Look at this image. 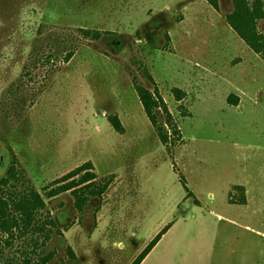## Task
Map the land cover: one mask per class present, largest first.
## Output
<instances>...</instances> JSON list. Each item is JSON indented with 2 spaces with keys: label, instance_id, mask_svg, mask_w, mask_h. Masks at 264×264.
I'll list each match as a JSON object with an SVG mask.
<instances>
[{
  "label": "rangeland",
  "instance_id": "1",
  "mask_svg": "<svg viewBox=\"0 0 264 264\" xmlns=\"http://www.w3.org/2000/svg\"><path fill=\"white\" fill-rule=\"evenodd\" d=\"M232 10L0 0V196L36 191L46 203L37 231L0 232V264H133L169 225L143 264H264V65L247 71L248 87L232 77L238 58L256 57L230 31ZM138 85L159 89L180 143L161 142ZM15 157L19 181L4 186ZM87 173L101 197L50 198Z\"/></svg>",
  "mask_w": 264,
  "mask_h": 264
},
{
  "label": "trees",
  "instance_id": "2",
  "mask_svg": "<svg viewBox=\"0 0 264 264\" xmlns=\"http://www.w3.org/2000/svg\"><path fill=\"white\" fill-rule=\"evenodd\" d=\"M205 1L215 10H219V0ZM232 3L233 11L227 16L228 25L249 49L264 58V33H262L259 28L260 22L264 21V0H232ZM89 34V32H86L85 36H89ZM93 37L97 39V33L93 35ZM68 58H71V55ZM147 77L152 83L154 82V79L150 74H147ZM136 89L144 112L153 127L157 130L161 142L165 145L171 142H175V144L180 143L182 141L180 129L178 128L159 89L155 87V90L152 92L139 85L136 86ZM174 94L178 101L183 100L182 91L177 89L174 91ZM231 99L232 96L228 98V103L230 105H232L230 102ZM162 114L164 115L165 120L164 125H161L160 123L159 116ZM111 123L116 132H124L121 122L117 117L112 118ZM168 129H171L172 132L169 133ZM173 139L175 141H173ZM17 164L18 160L15 157L7 172L6 178L1 181L2 185L9 186L11 183L19 181ZM87 167H92V165L88 164L75 171L72 175L75 176L80 174V172ZM96 179L95 174L87 173L80 177L78 182L73 181L69 185H63L53 191L50 198L72 191L77 198V205H82L86 202L87 198L101 197L104 194V187L94 189ZM184 188L189 193L187 184H184ZM240 190L243 191V188ZM245 203L246 200H243V204ZM45 207L46 203L44 199L36 191H31L16 197L6 198L0 196V232L14 236L15 231H19L22 235L37 231V217ZM169 228L170 225L165 227V229L148 245L133 264H143ZM50 260V258H47L38 263L29 262L27 264H47Z\"/></svg>",
  "mask_w": 264,
  "mask_h": 264
},
{
  "label": "crops",
  "instance_id": "3",
  "mask_svg": "<svg viewBox=\"0 0 264 264\" xmlns=\"http://www.w3.org/2000/svg\"><path fill=\"white\" fill-rule=\"evenodd\" d=\"M205 1V0H204ZM206 2V1H205ZM231 2H232V0H231ZM207 3V2H206ZM208 4V3H207ZM233 4V3H232ZM209 5V4H208ZM210 6V5H209ZM211 7V6H210ZM219 10H215L213 7V9L217 12V14H216V16H218L219 15V13H218V11H220V9H222V7H223V0H219ZM233 11V10H232ZM230 14V13H229ZM228 14V15H229ZM214 15V14H213ZM226 23H227V16H226ZM227 25H228V23H227ZM228 27L230 28V26L228 25ZM230 31H232V32H234L231 28H230ZM234 34H235V32H234ZM239 38V37H238ZM240 39V38H239ZM241 40V39H240ZM242 41V40H241ZM243 42V41H242ZM244 43V42H243ZM245 44V43H244ZM248 50H250V51H252L251 49H249L248 48ZM253 52V51H252ZM254 53V52H253ZM255 54V53H254ZM256 55V57L254 58V59H250V60H246V59H243V58H238L237 60H238V63L235 65V66H232V68L233 67H235V68H233V71L234 72H232V77H235V76H237L240 80H241V83H244V84H239V85H241V86H243V85H245L246 84V87H248V81H250L251 80V77L249 76V74H248V70H250L251 69V67H253L254 66V69H258V68H262L261 67V64H263L264 65V60L262 59V57L260 56V55H257V54H255ZM237 74V75H236ZM228 75V77H231L229 74H227ZM250 85V84H249ZM239 91H242L241 89L239 90ZM240 99V101H239V104H237V106H234V107H237V108H243V107H245V99H244V97L240 94V93H238V95H237ZM229 106H231L230 104H228ZM233 188H235V189H241V188H243V197H244V200H246V203L245 204H243V202H241L239 205H247V196H246V193H248V189H247V186H245V185H237V186H234V187H232V189ZM231 189V190H232ZM231 192V191H230Z\"/></svg>",
  "mask_w": 264,
  "mask_h": 264
}]
</instances>
